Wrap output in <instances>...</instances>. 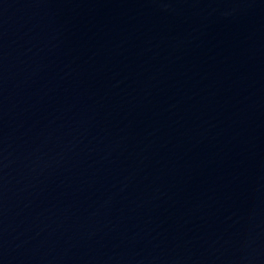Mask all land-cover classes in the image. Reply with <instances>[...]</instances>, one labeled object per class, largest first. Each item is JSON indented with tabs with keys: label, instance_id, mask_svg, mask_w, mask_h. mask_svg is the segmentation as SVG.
Returning <instances> with one entry per match:
<instances>
[{
	"label": "water",
	"instance_id": "95a60500",
	"mask_svg": "<svg viewBox=\"0 0 264 264\" xmlns=\"http://www.w3.org/2000/svg\"><path fill=\"white\" fill-rule=\"evenodd\" d=\"M0 264H264V0H0Z\"/></svg>",
	"mask_w": 264,
	"mask_h": 264
}]
</instances>
